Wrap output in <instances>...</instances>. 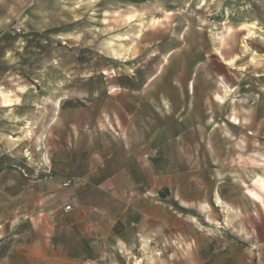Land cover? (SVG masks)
Instances as JSON below:
<instances>
[{
    "label": "rangeland",
    "instance_id": "1",
    "mask_svg": "<svg viewBox=\"0 0 264 264\" xmlns=\"http://www.w3.org/2000/svg\"><path fill=\"white\" fill-rule=\"evenodd\" d=\"M61 1L62 29L79 42L49 54L48 64H64L65 79L72 65L81 79L105 70L126 86L113 99L150 113L144 128L151 116L192 128L198 142L185 171L199 202L188 205L191 231L161 225L96 247L88 241L85 257L64 263L56 245L70 234L62 211L74 179L51 166L50 143L45 168L33 166L32 152L9 150L11 160L0 162V264H40L25 258L29 247L45 248L44 264H264V0Z\"/></svg>",
    "mask_w": 264,
    "mask_h": 264
},
{
    "label": "crops",
    "instance_id": "2",
    "mask_svg": "<svg viewBox=\"0 0 264 264\" xmlns=\"http://www.w3.org/2000/svg\"><path fill=\"white\" fill-rule=\"evenodd\" d=\"M63 8L61 0H0V162L11 160L9 150L30 151L33 166L45 168L50 161L43 153L54 145L51 166L62 179H74L71 208L62 211L70 234L62 241L58 236L56 245L64 263L85 257L92 248L88 241L96 247V240L153 232L161 225L191 231L188 205L198 203L199 194L185 169L197 134L175 119L160 126L158 116L144 128L150 113L145 118L118 93L113 99V90L126 86L113 85L105 70L81 79L78 65H72L73 76L65 79L64 64L49 65V54L74 52L71 41L79 42L62 29ZM113 44H106L111 56ZM133 136L146 137L150 154L143 143L128 139ZM220 201L217 195L216 204ZM27 250L29 262L48 263L45 248Z\"/></svg>",
    "mask_w": 264,
    "mask_h": 264
},
{
    "label": "built area",
    "instance_id": "3",
    "mask_svg": "<svg viewBox=\"0 0 264 264\" xmlns=\"http://www.w3.org/2000/svg\"><path fill=\"white\" fill-rule=\"evenodd\" d=\"M11 28H14L15 29V32H17V33H20L21 32V27H17L16 24L11 25ZM70 208H71L70 205H68V206L65 207L66 210H69Z\"/></svg>",
    "mask_w": 264,
    "mask_h": 264
}]
</instances>
